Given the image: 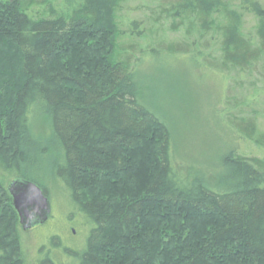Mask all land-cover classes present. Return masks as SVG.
<instances>
[{"label":"trees","instance_id":"16d2710c","mask_svg":"<svg viewBox=\"0 0 264 264\" xmlns=\"http://www.w3.org/2000/svg\"><path fill=\"white\" fill-rule=\"evenodd\" d=\"M143 7L151 8L152 26L129 19L133 33L122 49L118 14L129 17ZM163 19L181 31L179 42L158 37ZM143 38L150 44L134 43ZM154 41L167 54H193L198 66L225 76L221 109L229 136L264 151L258 122L264 6L258 0H0V171L46 193L28 166L46 159L44 143H52L54 175L92 225L80 251L63 248L76 264H106L96 246L116 248L112 235L100 242L108 227L127 242V256L115 264H264V172L244 159L232 160L214 182L180 169L168 126L146 107L132 76L138 61L132 53L161 52ZM39 119L42 136L33 131ZM108 177L116 187L102 185ZM84 179L90 181L85 190L112 196L83 199ZM18 223L0 181V264H27ZM51 235V250L37 264H59L52 256L58 234ZM161 236L175 245L152 260L148 244Z\"/></svg>","mask_w":264,"mask_h":264},{"label":"rangeland","instance_id":"374dc122","mask_svg":"<svg viewBox=\"0 0 264 264\" xmlns=\"http://www.w3.org/2000/svg\"><path fill=\"white\" fill-rule=\"evenodd\" d=\"M258 1L264 6V0ZM125 16L118 14L120 36L117 39L118 45L122 49L130 44V35L128 36V34L133 33V30H130L129 19L137 17L136 19L140 21L145 20L142 25L143 29L145 26H152L150 7H143V10L129 14V17ZM169 22V19H163L158 24L157 28H161L158 37L163 42H179L183 35L181 31H171ZM151 39L154 40L153 37ZM155 41L151 42L152 46L160 49L161 52H145L142 55L135 51L132 53L134 57L138 58L132 76L134 82L140 87V94L146 107L168 126L172 136L173 157L175 162L180 164V169L194 171L201 179L214 182L220 173L228 171L226 167L232 160L244 159L264 172V151L252 142L240 140L238 143L229 136L227 125L223 119V109H221L226 77L208 66H200V64L198 66V58H195L193 54L175 53L172 55L165 53V47L158 46L156 44L158 41ZM148 42L150 39L144 38L134 41L135 44L141 43L142 45L150 44ZM260 80L256 81L258 88L261 87ZM261 99L262 105L259 108L258 122L261 130H264V97ZM44 125L43 119L35 120L33 122L34 134L45 135L46 127ZM44 144L49 148V151L46 152V159L39 160L34 165L31 163L28 168L46 191L44 193L51 204V215L45 223L31 229L23 230L19 227L20 225L15 227V234L21 243V258L27 264H37V260L44 255L43 252L48 246L51 250L49 235L57 233L59 245L57 248H53V258L59 264H76L77 259L70 257V254L63 248L69 247L70 250L80 251L85 241L90 237L92 225L72 207L70 197L62 183L54 175L52 160L56 161L55 148L52 143L45 142ZM237 144L238 147L234 148ZM13 179L9 173L0 171V181L5 187ZM100 181L102 185L116 187L113 177L103 178ZM89 183L88 179H84L82 182L83 199H100L112 196H103L100 190L97 192L85 190ZM200 219H202L200 216L195 217L193 224L198 225ZM151 222H143L142 225H138L139 229L150 228ZM107 231L99 236L100 242L105 237L112 235L111 239L116 248L106 247L103 250L97 245L96 252L102 262L115 264V261H122L121 259L127 256L124 250L127 242L123 241L120 233L116 232L114 228L108 227ZM169 237L170 235L166 236V239ZM166 239L161 236L153 244H148L149 258L153 260L152 257L156 254L159 255L167 245H175L174 241L166 243ZM172 239H174V235H172ZM160 262L162 261L160 260Z\"/></svg>","mask_w":264,"mask_h":264},{"label":"water","instance_id":"95a60500","mask_svg":"<svg viewBox=\"0 0 264 264\" xmlns=\"http://www.w3.org/2000/svg\"><path fill=\"white\" fill-rule=\"evenodd\" d=\"M18 222L23 230L42 225L51 215V204L43 189L35 182L14 178L7 186Z\"/></svg>","mask_w":264,"mask_h":264},{"label":"flooded vegetation","instance_id":"af4514ba","mask_svg":"<svg viewBox=\"0 0 264 264\" xmlns=\"http://www.w3.org/2000/svg\"><path fill=\"white\" fill-rule=\"evenodd\" d=\"M7 188V187H6ZM36 227V226H35ZM33 228V227H32ZM31 229V228H30Z\"/></svg>","mask_w":264,"mask_h":264}]
</instances>
